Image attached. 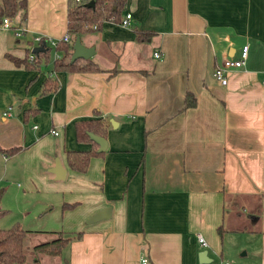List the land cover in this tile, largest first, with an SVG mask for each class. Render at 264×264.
<instances>
[{
    "label": "crops",
    "instance_id": "1",
    "mask_svg": "<svg viewBox=\"0 0 264 264\" xmlns=\"http://www.w3.org/2000/svg\"><path fill=\"white\" fill-rule=\"evenodd\" d=\"M68 5L28 0L25 19L0 26V146L18 147L0 149V192L20 176L25 193L60 207L65 236L82 231L57 264H140L143 254L148 264H206L226 234H241L264 264V0H127L129 25L105 19L80 33L99 68L56 69L54 56L27 66L36 34L69 32L73 53ZM137 28L152 33L140 39ZM247 43L245 63L222 83L216 65ZM188 90L195 105L184 106ZM86 118L104 120L107 147L80 171L67 150L92 147L77 135ZM56 158L64 177L52 170ZM107 206L109 216L89 221Z\"/></svg>",
    "mask_w": 264,
    "mask_h": 264
},
{
    "label": "trees",
    "instance_id": "2",
    "mask_svg": "<svg viewBox=\"0 0 264 264\" xmlns=\"http://www.w3.org/2000/svg\"><path fill=\"white\" fill-rule=\"evenodd\" d=\"M89 0H69L68 5V30L74 34L86 32L92 29L94 22L101 23L105 19H121L122 11L125 8L127 0H94V5H88ZM28 0H0V23L5 15L15 16L21 13V18L27 17ZM137 36L140 39L146 38L152 31L142 28L136 29ZM67 41L59 40L57 47L64 51L63 55L54 58V66L56 69H97L99 65L91 58L78 57L71 59V51ZM51 46L36 52L35 58L31 59L27 54L22 59L26 65H40L43 58H50L49 49ZM16 61H22L15 58ZM196 104V97L191 91L186 92L185 105L190 106ZM91 132L106 136V124L102 118H86L77 121V135L82 140L93 143L92 147L85 149H68L67 158L70 166L76 170L85 171L89 166L91 156L101 154L104 150H98V142L91 137ZM18 147L2 148L4 151H12ZM74 203L64 202L63 208L71 207ZM5 208L0 207V215ZM221 230V226L219 227ZM49 233V239L37 242L33 245L36 250L50 251L58 254L61 246L73 237H78L82 231L65 236L62 230L46 229L39 230ZM33 229L26 228L17 223L9 228L0 226V264L24 263L29 260V251L26 248V241L30 234L34 233ZM38 256H33L32 263L38 264Z\"/></svg>",
    "mask_w": 264,
    "mask_h": 264
},
{
    "label": "rangeland",
    "instance_id": "3",
    "mask_svg": "<svg viewBox=\"0 0 264 264\" xmlns=\"http://www.w3.org/2000/svg\"><path fill=\"white\" fill-rule=\"evenodd\" d=\"M10 16V15H9ZM13 18V16H10ZM54 47V46H52ZM50 60L55 56V51L50 47ZM3 173V168L0 170V175ZM20 182V184H19ZM6 189L0 192L1 208H5V211L0 215V226L9 228L19 223L24 227H30L35 231L30 234V237L26 241V248L29 251V260L21 264H33V256L39 257L38 264H57V254L50 251L36 250L33 245L37 242H41L50 238V234L45 231L47 228L61 230L59 220L63 218V212L60 207L55 205L53 208L50 203L45 205L44 196L41 192L31 193V196H27L24 192V188H27V183L15 174L7 176L4 181ZM27 184V185H26ZM2 185H0V188ZM52 195V194H51ZM55 199V198H54ZM40 205H36V203ZM65 233V232H64ZM229 235H233L232 237ZM236 235L241 234H226L224 249L221 253H215L214 260L211 262H205L206 264H223L228 260L232 264H254L256 261L250 252H248L245 245L244 238H238ZM20 264V263H14Z\"/></svg>",
    "mask_w": 264,
    "mask_h": 264
},
{
    "label": "built area",
    "instance_id": "4",
    "mask_svg": "<svg viewBox=\"0 0 264 264\" xmlns=\"http://www.w3.org/2000/svg\"><path fill=\"white\" fill-rule=\"evenodd\" d=\"M131 17H132V12L126 11V13L120 19V23L123 25H129L131 23ZM11 25H14L13 18L10 17L9 15H5L3 17L2 22L0 23V26L9 27ZM92 26L97 27L98 26L97 22H94L92 24ZM16 27H17V35L21 36L25 33V30L22 26H20L19 24H16ZM70 39H71V35L69 32L64 33L60 37H55V36H51V35H44V34H36L31 38L33 43H31L32 45L30 46V52H29L28 57L31 59L35 58L36 52L33 50V47H34L33 45L43 44L45 47L57 46L59 40L69 41ZM248 51L249 50H248V43H247V44L243 45L241 52H240V55L238 57H226L222 63L216 65L215 70H214L215 76L222 83H227L228 71H229L230 67L242 66L246 61V58L248 56ZM154 55H155V57H161L163 55V52L160 49H157L154 51ZM59 56H60V53L58 51L55 52L54 58L59 57ZM262 81L264 83V75L262 77ZM53 131L55 133H58V130L56 128H53ZM198 238L202 244H207V239L203 235V233L198 232ZM148 263H149L148 255L147 254L141 255V263L140 264H148ZM223 264H231V263L229 261H224Z\"/></svg>",
    "mask_w": 264,
    "mask_h": 264
},
{
    "label": "water",
    "instance_id": "5",
    "mask_svg": "<svg viewBox=\"0 0 264 264\" xmlns=\"http://www.w3.org/2000/svg\"><path fill=\"white\" fill-rule=\"evenodd\" d=\"M87 4L88 5H94V0H89L87 2ZM73 48H74V50L72 53V58H71L72 60H75L78 57H89L90 55H92V53L95 50L94 46H88L82 42L80 33H77L75 36ZM43 49H45V46L43 44L35 45L33 47V50L35 52H38V51L43 50ZM91 137L98 142V144H99L98 150H105L106 149L107 139L105 136L98 134V133L91 132ZM52 170L55 172L57 177H64L65 176L66 169L61 164V161L59 158H56L55 165L52 167ZM110 213H111V207L110 206L104 207V208L96 211L89 218V221H95L97 219L107 217L110 215ZM198 254H199V259L201 261H207L210 258L208 256L206 248L200 249Z\"/></svg>",
    "mask_w": 264,
    "mask_h": 264
}]
</instances>
